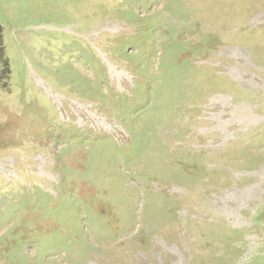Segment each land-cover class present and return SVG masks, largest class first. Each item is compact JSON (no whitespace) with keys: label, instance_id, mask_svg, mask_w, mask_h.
Returning <instances> with one entry per match:
<instances>
[{"label":"rangeland","instance_id":"374dc122","mask_svg":"<svg viewBox=\"0 0 264 264\" xmlns=\"http://www.w3.org/2000/svg\"><path fill=\"white\" fill-rule=\"evenodd\" d=\"M0 264H264V0H0Z\"/></svg>","mask_w":264,"mask_h":264},{"label":"trees","instance_id":"16d2710c","mask_svg":"<svg viewBox=\"0 0 264 264\" xmlns=\"http://www.w3.org/2000/svg\"><path fill=\"white\" fill-rule=\"evenodd\" d=\"M11 66L10 60L7 56L5 41L3 37V30L0 25V89L9 91L12 87L11 81Z\"/></svg>","mask_w":264,"mask_h":264}]
</instances>
